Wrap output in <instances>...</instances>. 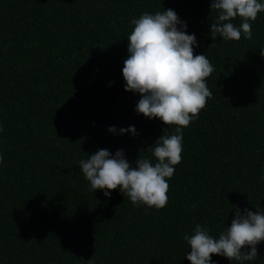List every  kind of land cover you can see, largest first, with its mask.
I'll return each mask as SVG.
<instances>
[{"label": "trees", "instance_id": "1", "mask_svg": "<svg viewBox=\"0 0 264 264\" xmlns=\"http://www.w3.org/2000/svg\"><path fill=\"white\" fill-rule=\"evenodd\" d=\"M168 9L214 71L156 209L93 192L79 162L98 149L155 162L147 148L175 134L137 114L122 75L132 19ZM218 15L211 0H0V264H191L197 224L218 239L235 209L264 212V12L239 41L212 38ZM257 252L243 264H264V241Z\"/></svg>", "mask_w": 264, "mask_h": 264}, {"label": "clouds", "instance_id": "2", "mask_svg": "<svg viewBox=\"0 0 264 264\" xmlns=\"http://www.w3.org/2000/svg\"><path fill=\"white\" fill-rule=\"evenodd\" d=\"M211 9L218 10V20L210 25V35L224 40L239 41L241 36L252 39V25L264 3L259 0H211ZM242 19L239 27L231 21ZM134 25L128 36V57L124 60L122 75L125 91L140 94L135 111L148 119H159L164 125H175V134L161 135L147 149L155 162L139 157L134 165L123 150L112 155L98 149L88 159L79 162L80 171L93 192L103 190L106 197L119 188L134 206L140 204L156 209L168 203L170 179L175 166L182 160V129L198 118L212 92L206 79L214 67L204 54H194L196 37L187 34V24L174 10L143 13L131 21ZM264 56V51L261 52ZM0 131H3L0 128ZM115 133V127L108 128ZM121 135H137L134 126L119 130ZM3 156L0 155V163ZM195 207V205H193ZM190 245L186 258L191 264H213L212 256L220 255L229 261H253L258 258L257 245L264 241V212L243 213L235 209L230 226L213 238L207 227L197 224L192 235H185ZM250 248V251L242 249Z\"/></svg>", "mask_w": 264, "mask_h": 264}]
</instances>
